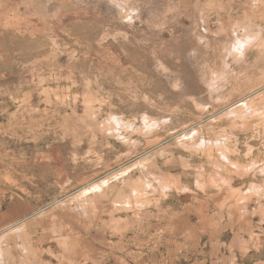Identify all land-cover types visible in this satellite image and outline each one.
<instances>
[{
  "label": "rangeland",
  "instance_id": "rangeland-1",
  "mask_svg": "<svg viewBox=\"0 0 264 264\" xmlns=\"http://www.w3.org/2000/svg\"><path fill=\"white\" fill-rule=\"evenodd\" d=\"M0 264H264V0H0Z\"/></svg>",
  "mask_w": 264,
  "mask_h": 264
}]
</instances>
